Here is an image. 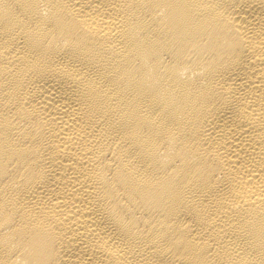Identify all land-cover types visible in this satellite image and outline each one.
<instances>
[{
	"label": "bare ground",
	"instance_id": "6f19581e",
	"mask_svg": "<svg viewBox=\"0 0 264 264\" xmlns=\"http://www.w3.org/2000/svg\"><path fill=\"white\" fill-rule=\"evenodd\" d=\"M0 264H264V0H0Z\"/></svg>",
	"mask_w": 264,
	"mask_h": 264
}]
</instances>
